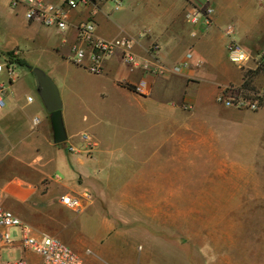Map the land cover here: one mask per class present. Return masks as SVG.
I'll list each match as a JSON object with an SVG mask.
<instances>
[{"label": "crops", "instance_id": "obj_1", "mask_svg": "<svg viewBox=\"0 0 264 264\" xmlns=\"http://www.w3.org/2000/svg\"><path fill=\"white\" fill-rule=\"evenodd\" d=\"M10 2L7 0L4 11L11 8ZM203 3L213 9L212 23L207 29L189 23L185 17L191 7ZM98 5L99 10L94 15L89 7L73 12L66 34L27 22L22 10H12L21 14L25 27L32 33L42 31L45 34L49 29L59 36L51 43L50 51L62 63L69 59L70 48L77 43V24L91 16L97 37L135 40L133 53L140 65L134 70L123 63L119 51L105 61L99 75L75 67L95 78L96 97L111 107V111L122 109L126 103L138 107L139 113L129 118L138 129L151 128L146 111L152 109L161 120L158 126L166 130L160 141L173 144V152L157 151L146 155L140 149L141 136H133L125 139L128 143L138 141L133 147L134 152L129 153L116 147L122 138L102 122L74 127L71 95L58 87L67 139L56 144L50 114L41 101L36 82L34 88L20 93L14 88L18 76L10 78L5 72L0 83L5 103L0 109V202L30 228L33 236L47 234L57 238L80 257L82 264H167L164 260L168 264H177V243L159 231L162 217L146 215L139 207L146 201L150 202L151 208L178 206L172 200V193L178 190L176 165L179 156L190 155L207 163L208 167L202 170L206 182L219 177L223 185L249 187V191L254 192L249 203L247 200L234 203L194 200L186 207H264V121L254 122L249 136L241 139L226 135L225 130L216 131L215 125L219 123H214L228 110L258 112L225 109L216 103L215 97L219 87L241 83L242 72L227 57L231 39L252 54L264 50V0H123L118 10H114L112 0ZM1 7L2 3L0 16L4 13ZM17 37L16 29L6 28L3 38L0 36V51L17 46ZM27 50L31 51L30 48ZM188 54L191 55L190 66L180 73L171 72L170 69L182 63ZM149 63L163 66L168 71L152 75L143 68ZM262 68L257 69L252 78V85L258 91H264ZM141 80L148 84L145 96H139L129 88ZM95 94L85 88L78 90L74 100L76 111L81 112L85 107L89 111L108 113L110 110L100 107L96 111L91 107L90 97ZM208 99L218 106V110L214 115H205L204 119L198 109ZM262 110L264 108L259 111ZM180 114H188L191 118L179 120ZM78 120L87 122L88 118L83 115L80 119L79 114ZM202 129L206 130L207 136L202 135ZM83 134L91 139L92 149L81 140ZM142 139L145 141L144 137ZM69 147L74 150L70 152ZM123 159L132 161L135 170L125 173V182L115 188L112 184L119 174L113 170L121 166L119 163ZM117 178L118 182L122 181L120 176ZM84 192L90 193L92 200L80 214L66 209L58 201L63 194L79 196ZM3 232L9 234L10 241H0L1 259H24L29 264H40L41 258L22 245L17 229L0 228V234ZM161 249L165 255L172 253L173 256L157 259L156 251ZM190 252L193 256L192 248ZM260 252L258 247L257 254ZM189 253L186 264L193 263L194 256L190 263ZM225 257L218 253V261L212 264H221ZM234 261L241 262L237 256Z\"/></svg>", "mask_w": 264, "mask_h": 264}, {"label": "rangeland", "instance_id": "obj_2", "mask_svg": "<svg viewBox=\"0 0 264 264\" xmlns=\"http://www.w3.org/2000/svg\"><path fill=\"white\" fill-rule=\"evenodd\" d=\"M0 3L3 6L1 7L3 13L7 0H0ZM0 17L2 18L0 22L2 24L0 26V36L2 38L5 29L8 27L17 31L18 37L16 41L18 45L11 50L3 48L0 51V65L12 66L18 76V80L14 85L17 91L24 93L35 87V80L31 72L33 68H38L49 78L51 77L50 79L60 91L68 92L71 95L74 127H80L81 125L87 127L95 122H102L112 132L116 133L117 137L122 138L116 143V147L124 148L123 150L129 153L134 152L133 147L138 144V141L128 143L125 139L133 136H141L140 149L146 155L157 151L161 153H170L172 151L173 144H166L160 141L163 138L162 136L166 135V130L158 126L161 120L157 119L158 117L152 109L146 111L148 121H150L148 126L150 125L151 128L147 127V129H144L140 127L138 129L137 126L130 122L132 117L139 113L138 107H132L126 103L122 109L111 111V107L105 103L102 104L99 98L96 97L95 92L97 90L93 88L95 87V78L78 70L75 67L77 65L73 64L68 58L65 59L66 62L64 63L57 60L56 55L50 51V45L59 38L58 35L51 33L49 29L45 31L46 33L44 32L45 34L42 31L40 33H32L31 30L25 27L21 14L14 13L11 8L5 10ZM33 36L35 39L32 42ZM36 37H38V40ZM5 42L3 40V43ZM27 48H30L31 51L29 52ZM19 61H24L26 66H21ZM50 71L52 74L49 73ZM4 76L5 71L0 73V83L5 78ZM84 88L94 91L95 96L92 95L90 97L91 107L96 111L101 108L110 111L108 113L95 112L89 111L88 108L86 110L85 107H83L81 112L76 111L74 103V100L77 99L76 94L78 90L80 92ZM225 109L231 108L226 107ZM217 110L218 106L208 99L206 104L198 109V114H204L203 118L205 119V115H214ZM79 114L80 119L81 116L86 115L88 121L81 122V120H78ZM190 118L191 116L188 114L178 115L179 120L188 121ZM210 119L212 118L209 117ZM211 121L213 122L214 120ZM256 121H264V110L258 111L257 114L228 110L224 117L214 121V123H219V125H215L216 131L222 132L225 130L226 135L241 139L249 136V132H251L250 126ZM198 132L200 133V131ZM201 132L204 136L208 135L205 129H202ZM142 137L145 138V141ZM143 146L144 148L142 149ZM178 149L180 148L178 147ZM178 152L180 154V151ZM119 164L121 166L113 170L114 173L119 174L115 176L112 184L115 188L125 182V173H131L135 170L132 161L129 162L123 159ZM176 166L178 190L172 193V200L178 206L176 208H151L150 202L146 201L143 205L141 204L139 211L146 215L154 214L162 217V229L159 231L163 236L170 237L177 243V264H186L187 254L191 248L194 250V259L192 253H189V261L191 256L193 259L192 264H212L214 261L217 262L218 253L221 257L226 256L225 259H222L221 264H264V207H186L188 202L194 200L233 201V203L247 200L246 203H249L253 199L251 197L254 192L249 191V187L237 188L233 185H223V180L219 177L206 182L202 176V170L208 165L207 163L204 164L201 158L195 159L190 155H182L177 159ZM121 175L124 176L121 178ZM119 176L120 180L122 179L120 182H118L117 178ZM128 176L130 177V175ZM145 195H148V193H145ZM140 196H142L141 193ZM158 227L160 228V225ZM258 247L262 250L260 255L257 254ZM238 249L241 251H237ZM164 253L162 249L157 250L156 258L161 257L164 259L165 256L172 255V253H166V255ZM236 256L241 262L234 261ZM164 261L168 264L166 260Z\"/></svg>", "mask_w": 264, "mask_h": 264}, {"label": "built area", "instance_id": "obj_3", "mask_svg": "<svg viewBox=\"0 0 264 264\" xmlns=\"http://www.w3.org/2000/svg\"><path fill=\"white\" fill-rule=\"evenodd\" d=\"M108 0H55L48 2L45 0H11L10 7L13 10H22L24 19L27 22L36 23L47 28H53L61 34H66L70 27L71 14L82 8H91V15L99 10L98 3ZM115 3L114 10H118L123 0H112ZM213 9L209 4L193 6L186 13L187 21L197 25L201 29H207L212 23ZM96 25L90 19L80 22L76 26L77 43L72 45L69 60L78 67L84 69L92 75H99L103 72V64L107 59L120 52L121 60L131 70L136 69L140 64L133 53L136 44L135 40L119 37L114 39H102L96 36ZM230 31H227L229 37ZM190 57L179 65L173 66L170 71L180 73L190 66ZM227 57L242 72L241 83L239 85L227 84L219 87L215 97L216 103L227 108L247 109L250 111H259L264 108V91H258L251 88L252 76L257 69L264 65V50L257 54H252L244 47L240 46L234 40H230L227 45ZM200 65V63H198ZM252 65L254 67H252ZM144 70L152 75L163 74L168 71L167 68L155 63L145 64ZM5 71L10 78L15 77L12 66L0 65V72ZM2 89L0 86V109L5 103L2 98ZM148 84L146 80L139 81L133 86V92L139 96L147 95ZM31 101V98H28ZM37 122V119H34ZM81 140L86 143L89 149H92V142L88 135H81ZM70 152L74 150L69 147ZM57 181L60 179L55 178ZM92 196L84 192L79 196L63 194L59 197V203L66 209L75 214L82 213ZM0 228L18 230L20 241L25 249L41 258L40 264H82L80 257L69 247L63 244L57 238L47 234L33 236L30 228L23 224L12 212L6 210L0 202ZM0 241L8 243L10 236L7 232L0 234ZM0 264H29L24 259L3 260L0 257Z\"/></svg>", "mask_w": 264, "mask_h": 264}, {"label": "water", "instance_id": "obj_4", "mask_svg": "<svg viewBox=\"0 0 264 264\" xmlns=\"http://www.w3.org/2000/svg\"><path fill=\"white\" fill-rule=\"evenodd\" d=\"M37 84L38 94L43 105L50 114V121L53 130V141L56 144L64 143L67 135L62 119V103L60 94L55 83L38 68H33L31 72Z\"/></svg>", "mask_w": 264, "mask_h": 264}, {"label": "trees", "instance_id": "obj_5", "mask_svg": "<svg viewBox=\"0 0 264 264\" xmlns=\"http://www.w3.org/2000/svg\"><path fill=\"white\" fill-rule=\"evenodd\" d=\"M19 64L21 65V66H26V63L24 62V61H19ZM263 69V68H262ZM264 70V69H263ZM254 75V74H253ZM252 78H253V76H252ZM249 86L251 87V88H253L254 89V87H253V85L252 84H249ZM131 90H133V87H129Z\"/></svg>", "mask_w": 264, "mask_h": 264}]
</instances>
